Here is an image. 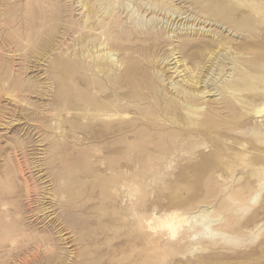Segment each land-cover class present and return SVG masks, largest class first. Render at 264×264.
Segmentation results:
<instances>
[{
	"label": "rangeland",
	"instance_id": "rangeland-1",
	"mask_svg": "<svg viewBox=\"0 0 264 264\" xmlns=\"http://www.w3.org/2000/svg\"><path fill=\"white\" fill-rule=\"evenodd\" d=\"M0 264H264V0H0Z\"/></svg>",
	"mask_w": 264,
	"mask_h": 264
},
{
	"label": "bare ground",
	"instance_id": "bare-ground-1",
	"mask_svg": "<svg viewBox=\"0 0 264 264\" xmlns=\"http://www.w3.org/2000/svg\"><path fill=\"white\" fill-rule=\"evenodd\" d=\"M61 179H62V176H61V178H59V177H57V179H56V183L57 184H61ZM63 189V188H62ZM64 192H65V190L63 189V190H60L59 189V191L58 190H56V192H55V194H54V198H53V202H54V204H56V206H58V205H60V208L61 209H65L66 208V206L71 202V200L68 198V197H66V196H64ZM77 216V215H76ZM77 218V217H76ZM75 218V219H76Z\"/></svg>",
	"mask_w": 264,
	"mask_h": 264
}]
</instances>
